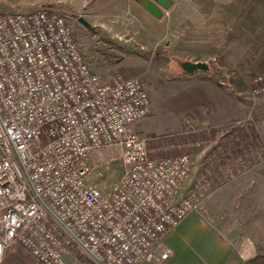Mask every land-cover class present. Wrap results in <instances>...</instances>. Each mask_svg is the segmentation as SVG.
Instances as JSON below:
<instances>
[{
  "label": "built area",
  "instance_id": "obj_1",
  "mask_svg": "<svg viewBox=\"0 0 264 264\" xmlns=\"http://www.w3.org/2000/svg\"><path fill=\"white\" fill-rule=\"evenodd\" d=\"M249 94L264 100V69ZM151 110L139 76L100 78L64 14L0 8V264L14 245L37 264L163 262L168 234L201 208L183 194L198 159L214 187L264 162L253 111L213 128L188 119L155 143L135 129ZM114 147L125 168L104 191L89 158Z\"/></svg>",
  "mask_w": 264,
  "mask_h": 264
},
{
  "label": "rangeland",
  "instance_id": "obj_2",
  "mask_svg": "<svg viewBox=\"0 0 264 264\" xmlns=\"http://www.w3.org/2000/svg\"><path fill=\"white\" fill-rule=\"evenodd\" d=\"M236 4L235 0H172L156 17L140 0H0L4 10L48 7L64 14L86 60L103 81L118 75L139 76L152 110L136 122L135 129L155 143L176 137L188 119L213 128L247 116L254 107L249 104L252 72L243 71L242 64L264 46V33L240 30L244 18L237 15ZM80 16L92 26L80 22ZM186 60L206 62L209 68L189 73L182 67ZM226 106H231L230 113L224 111ZM89 168V181L109 190L124 171L122 152L117 147L96 151ZM244 180L243 176L229 187L210 186L198 159L183 194L200 202L198 214L232 246L228 264H264V204H244L264 193L238 185ZM197 227L191 219L174 234H201ZM193 240L202 250L210 244L200 237ZM11 255L27 262V253L17 245Z\"/></svg>",
  "mask_w": 264,
  "mask_h": 264
},
{
  "label": "crops",
  "instance_id": "obj_3",
  "mask_svg": "<svg viewBox=\"0 0 264 264\" xmlns=\"http://www.w3.org/2000/svg\"><path fill=\"white\" fill-rule=\"evenodd\" d=\"M235 1L237 2V15L244 18L243 24L240 25V30L242 32L264 33V0ZM258 49L259 51L257 53L252 52L251 56H247V62L242 64L246 65L243 71H250L253 73L264 69V46L261 44ZM229 71L234 72V69L231 68ZM234 99L237 100L238 98ZM249 104H253L254 106L251 108V111L253 110L256 119L259 120V127L264 138V100H258L257 102L250 101ZM224 111L230 113L231 106H226ZM228 122L229 121L226 120L225 123ZM243 176L245 180L243 182H238V185L243 183L245 185L244 187H249L248 191L252 187V189H256L259 194H261V192L262 194L264 193V162L245 172L237 179ZM235 180H232L225 185L229 187V184ZM261 196L257 199L254 198V202L250 200L244 204H264V197ZM243 199H247L246 194H243ZM198 212H193L187 216L178 227L166 237V244L171 249L170 257L163 262L145 260L140 264H228L234 254L232 246L224 239V237L216 232L212 225L198 214ZM191 219H194L196 225H199L197 228H199L201 234L194 235L191 234V232H187V234L176 232V234H174L175 231L181 229ZM198 237H200V240H205L210 243L208 247L203 250L198 249L193 243V239Z\"/></svg>",
  "mask_w": 264,
  "mask_h": 264
},
{
  "label": "water",
  "instance_id": "obj_4",
  "mask_svg": "<svg viewBox=\"0 0 264 264\" xmlns=\"http://www.w3.org/2000/svg\"><path fill=\"white\" fill-rule=\"evenodd\" d=\"M141 5L156 17H161L164 13V9L168 8L172 4V0H140ZM79 21L85 26L91 27V23L86 20L83 16L79 17ZM182 67L185 71L193 73L198 69L207 70L208 64L203 61H190L186 60L182 62Z\"/></svg>",
  "mask_w": 264,
  "mask_h": 264
},
{
  "label": "trees",
  "instance_id": "obj_5",
  "mask_svg": "<svg viewBox=\"0 0 264 264\" xmlns=\"http://www.w3.org/2000/svg\"><path fill=\"white\" fill-rule=\"evenodd\" d=\"M11 248H10V250H11ZM10 250L8 251L7 258L3 264H37L28 254H27V257H28L27 262L21 263V261L18 259L17 256H15V255L10 256Z\"/></svg>",
  "mask_w": 264,
  "mask_h": 264
}]
</instances>
